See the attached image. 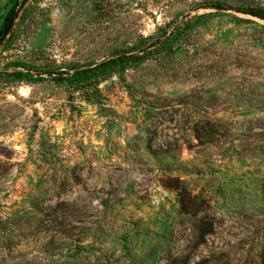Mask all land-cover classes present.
Returning <instances> with one entry per match:
<instances>
[{
	"label": "rangeland",
	"instance_id": "rangeland-1",
	"mask_svg": "<svg viewBox=\"0 0 264 264\" xmlns=\"http://www.w3.org/2000/svg\"><path fill=\"white\" fill-rule=\"evenodd\" d=\"M248 8L264 0L28 1L0 48V264H264V20ZM157 37L97 92L53 78Z\"/></svg>",
	"mask_w": 264,
	"mask_h": 264
},
{
	"label": "trees",
	"instance_id": "trees-1",
	"mask_svg": "<svg viewBox=\"0 0 264 264\" xmlns=\"http://www.w3.org/2000/svg\"><path fill=\"white\" fill-rule=\"evenodd\" d=\"M28 1L29 0H8L10 9L0 23V48L7 42L9 38L8 36L13 33L19 13ZM211 6L214 9L224 10V6L217 3ZM239 12L264 20V11L261 9L248 8L242 9ZM149 39L152 41L147 46L132 48L127 52L104 59L100 63L94 65L75 68L73 70L60 71L56 73V77L53 78L60 83L70 85L76 92H97L98 85L101 80L109 78L114 73L125 72L129 69L137 67L146 58V56L151 53V50L158 44L157 42H161V37ZM45 74L49 77L52 76L49 72H46ZM12 75L17 78H27L29 73L14 71ZM86 96L90 97V95ZM11 221L12 219L9 217H0V228L11 231V225L13 224ZM13 231L16 234H19L18 229Z\"/></svg>",
	"mask_w": 264,
	"mask_h": 264
}]
</instances>
